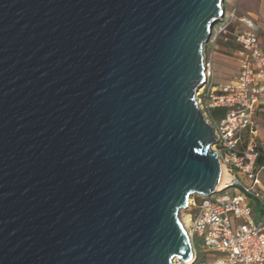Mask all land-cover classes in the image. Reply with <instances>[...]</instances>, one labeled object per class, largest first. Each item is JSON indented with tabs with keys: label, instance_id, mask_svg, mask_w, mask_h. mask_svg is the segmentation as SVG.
Here are the masks:
<instances>
[{
	"label": "water",
	"instance_id": "water-1",
	"mask_svg": "<svg viewBox=\"0 0 264 264\" xmlns=\"http://www.w3.org/2000/svg\"><path fill=\"white\" fill-rule=\"evenodd\" d=\"M225 0H0V264H173L215 193L198 104Z\"/></svg>",
	"mask_w": 264,
	"mask_h": 264
},
{
	"label": "built area",
	"instance_id": "built-area-1",
	"mask_svg": "<svg viewBox=\"0 0 264 264\" xmlns=\"http://www.w3.org/2000/svg\"><path fill=\"white\" fill-rule=\"evenodd\" d=\"M235 18L246 28L233 27ZM221 22L209 41L222 38L237 44L238 72L228 82L216 83L212 61L206 55L205 82L197 101L205 115L211 108L224 110L222 116L206 118L216 136L212 148L228 179L215 193L190 197L187 207L193 212L189 213L188 234L193 254L188 263L175 258L173 264H264V194L256 164L260 145L253 137L252 120L264 105V49L252 18L225 10ZM229 186H239L242 192H224ZM253 201L259 205L257 210Z\"/></svg>",
	"mask_w": 264,
	"mask_h": 264
},
{
	"label": "crops",
	"instance_id": "crops-1",
	"mask_svg": "<svg viewBox=\"0 0 264 264\" xmlns=\"http://www.w3.org/2000/svg\"><path fill=\"white\" fill-rule=\"evenodd\" d=\"M224 7L227 11L234 10V14L236 17L247 16L249 18H252L257 23L260 47L264 49V0H230L228 5L225 6L224 3ZM233 27L238 30H243L246 28L245 25L238 22L236 18L233 20ZM236 48L237 44H235L232 40L225 41L222 38H219L214 42H208L205 48V54L208 58L213 60L214 66L216 63V59H222L224 56H229L233 59L236 65L237 74L238 63L235 58ZM229 80L219 81L215 78L216 83H226ZM252 120L254 128L253 137L263 150V152L260 151L262 160L259 164H256L259 168L260 191L264 194V105H260L257 108ZM243 134L246 137L248 136L247 131H244ZM261 173L263 175L260 177ZM252 205H255V210L259 208V205L255 201L252 202Z\"/></svg>",
	"mask_w": 264,
	"mask_h": 264
},
{
	"label": "rangeland",
	"instance_id": "rangeland-1",
	"mask_svg": "<svg viewBox=\"0 0 264 264\" xmlns=\"http://www.w3.org/2000/svg\"><path fill=\"white\" fill-rule=\"evenodd\" d=\"M230 2V0H225V6L228 5V3ZM221 21H218L214 24L213 26V31L215 33L216 29L221 25ZM213 39V38H212ZM208 44V43H207ZM212 64H213V60L211 59ZM215 69V78L219 81H224V80H231L234 78V75L236 74V65L233 61L232 58H230L229 56H224L222 59H216V63L215 66L213 64V70ZM217 72V73H216ZM202 110L205 111L204 106L202 105ZM206 117L208 118V112L206 111ZM209 119V118H208ZM263 174L261 173L260 177ZM224 192H227L229 194L232 193H241V188L239 186H229ZM223 193V192H221ZM194 197V199H198L200 197V195L198 194H193L191 195V198ZM253 208H255V205H253ZM192 209L185 207L183 209L180 210L179 212V217L181 219H186L188 220V222L186 223V229L189 232L190 228H189V213H192ZM258 218V216L255 218V220ZM201 257H204V254H201Z\"/></svg>",
	"mask_w": 264,
	"mask_h": 264
},
{
	"label": "bare ground",
	"instance_id": "bare-ground-1",
	"mask_svg": "<svg viewBox=\"0 0 264 264\" xmlns=\"http://www.w3.org/2000/svg\"><path fill=\"white\" fill-rule=\"evenodd\" d=\"M227 179H228V175L226 174V172H225V170L223 169V167H221V174H220L219 182H218V184H217V188H222L224 182H225ZM190 200H191V199L189 198V199H188V202H187V206L189 205ZM187 206H186V207H187ZM179 218H180V217H179ZM180 221L182 222V225H183L184 229H185L186 232L188 233V231H187V229H186V223L188 222V220H186V219L184 220V219H181V218H180ZM188 235H189V234H188ZM190 260H191V258L188 259V260H186L185 262L188 263Z\"/></svg>",
	"mask_w": 264,
	"mask_h": 264
},
{
	"label": "trees",
	"instance_id": "trees-1",
	"mask_svg": "<svg viewBox=\"0 0 264 264\" xmlns=\"http://www.w3.org/2000/svg\"><path fill=\"white\" fill-rule=\"evenodd\" d=\"M224 113V110L223 109H219V108H211L208 110V116L210 118H217L219 116H222ZM259 147V150L261 152H263L262 148L260 146ZM262 158H261V154L257 157L256 159V163L259 164L261 162Z\"/></svg>",
	"mask_w": 264,
	"mask_h": 264
}]
</instances>
